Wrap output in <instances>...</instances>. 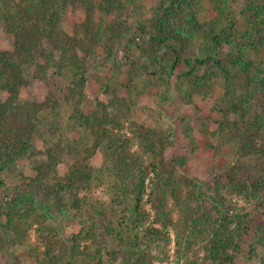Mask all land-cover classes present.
Returning a JSON list of instances; mask_svg holds the SVG:
<instances>
[{
  "label": "trees",
  "instance_id": "trees-1",
  "mask_svg": "<svg viewBox=\"0 0 264 264\" xmlns=\"http://www.w3.org/2000/svg\"><path fill=\"white\" fill-rule=\"evenodd\" d=\"M131 1L0 0V27L13 40L11 51H0V93L4 94L0 100V173L33 154L34 136L42 144L37 155L43 157L35 160L34 175L22 176L14 193L0 200V243L11 249L28 246L25 252L31 264H105V260L164 264L170 243L174 264H235V251L248 238L251 249L262 247L264 264V195L260 197L264 177L251 184L233 176L224 182L216 177L210 191H204L195 179L180 182L173 171L164 169L161 158L146 164V158L161 156L162 149L156 131L132 118L131 109L137 103L128 91L108 95L107 102L87 98L84 67L98 48L107 47L108 40L112 43L105 60L115 58L114 44L129 35L125 17H129ZM68 7L84 9L83 37L69 35L62 28ZM93 10L114 17L109 24L103 20L93 24ZM151 14L145 24H138V37L128 38L125 58L142 61L139 68L170 84L180 55L198 45L197 55L182 59L187 71L174 82L185 101L190 91L216 82L220 71L225 74V89L235 91L239 75L248 92L230 97L224 116L238 117L227 124L241 131L240 152L259 156L263 162L264 105L253 116L249 104L255 94L264 97V0H244L238 10L230 0H158ZM223 48L229 52V69L220 58ZM29 69L32 78L41 82L70 76L61 102L74 123L76 137L68 136L65 130L69 128L48 123L55 115L48 101L20 97ZM42 125L47 128L45 134ZM97 153L102 163L93 166L90 161ZM60 165L66 170L62 176L57 171ZM183 183L188 189L184 198ZM37 191L42 192L41 199L35 198ZM226 192L261 204L258 213L263 224L250 215L231 212ZM167 198L180 212L176 219L166 205ZM146 202L153 214L143 210ZM57 217L75 220L78 230L66 234L65 226L50 223ZM31 232L36 235L32 246L28 244Z\"/></svg>",
  "mask_w": 264,
  "mask_h": 264
},
{
  "label": "rangeland",
  "instance_id": "rangeland-1",
  "mask_svg": "<svg viewBox=\"0 0 264 264\" xmlns=\"http://www.w3.org/2000/svg\"><path fill=\"white\" fill-rule=\"evenodd\" d=\"M157 2L158 0H137L136 2L132 0L128 4L129 17L125 18L129 35L123 36L114 44L113 56L115 58L112 61L105 60L107 47L112 43L109 40L107 47L98 48L97 52L90 56L84 67V90L87 98L107 102L108 95H115L118 92L124 94L125 91H128L137 103L131 109L132 118L138 124L156 131L157 141L162 149L161 156L146 158V164L161 158L164 161V169L173 171L180 182L185 179H195L203 184L202 189L204 191H210L208 187L211 188L216 177L224 182L227 180V176H233L236 180L250 184L258 177H264V161L261 162L259 156L243 155L238 148L241 131L239 132L227 124V121H233L238 117L235 114H230L228 118H225L223 112L228 107L227 100L230 97H241L244 92H248L239 75L234 80L237 84L235 91L225 89L223 82L225 74L220 71L215 77L216 82L212 80L209 85H205V88L197 89L194 92L190 91V97H187L185 101L182 98L183 95L176 91L174 82L179 74L187 71L182 59L197 55L198 45H195L191 51H186L180 55L179 65L175 69L170 84H167L165 79L159 81L156 76L152 77L147 74L146 69L139 68L143 64L142 61L134 58L133 63L132 60L125 58L123 52L128 38L138 37V24H145L146 18L152 15L151 10ZM230 2L238 10L244 0H230ZM85 16L84 9L68 7L62 20V28L69 35L82 36L86 29L84 25ZM90 17L93 24L99 20L109 24L114 16L93 10ZM137 39V43L140 44L139 38ZM12 41V37L5 34L0 27V51H11ZM228 53L226 48L222 49L220 58L223 63L227 64ZM226 66L228 69L231 68L228 64ZM31 74L32 69L25 72L27 84L20 88V97L29 101H48L52 107L51 111L55 113L48 119V123L50 125L58 123L57 125L64 129L67 127L69 130L65 131L68 136L76 137L74 123L68 120V112L61 102L62 92L65 91L64 87L69 84L70 76L66 75L62 78L54 76L49 78L47 82H41L34 80ZM106 88L110 89L106 91ZM254 97V100L249 104V111L253 116L261 113L264 105L262 94H255ZM3 98L4 94L0 93V100ZM41 128L42 133H47L45 126L42 125ZM33 143L34 149L31 156L19 160L14 169L0 173L1 201L10 193H14L16 185L23 181L22 176L28 178L34 175L32 168L34 162L43 157L40 154L37 155V152L42 150L41 141L37 136H34ZM102 158L101 153H97L91 159L90 164L99 166L102 163ZM154 158L156 159L154 160ZM179 160H183L184 165L181 166ZM57 171L58 175L62 176L66 170L60 165ZM185 185V183L182 184L183 198L188 190ZM21 188L22 190L25 189V187ZM96 191V195L105 199L99 190ZM41 195L42 192L37 191L35 198L41 199ZM263 195L264 188L260 191V197ZM225 196L229 200L231 212L239 215H250L257 224H263L262 216L258 213L262 207L256 200L237 194L230 195L228 192L225 193ZM166 205L171 209L173 219H176L180 212L173 209L172 200L167 198ZM143 210L153 214L149 202L143 204ZM39 211L41 212V210ZM0 221H3V217H0ZM50 223L55 226H65L64 232L66 234L76 232L79 228L75 220L63 219L62 217H57L56 221H50ZM232 226L233 224H231ZM262 226L264 227V224ZM35 236V232H31L28 243L31 246L36 243ZM249 242L248 238H243L240 241V249L235 251V264H261L262 247L254 245V249H251ZM0 246V264H31L32 261L28 257V253L25 252L29 248L28 246L11 249L7 248L4 242H1ZM166 252H169V257L164 264H174L172 243L166 247ZM105 261V264H119L117 260Z\"/></svg>",
  "mask_w": 264,
  "mask_h": 264
}]
</instances>
